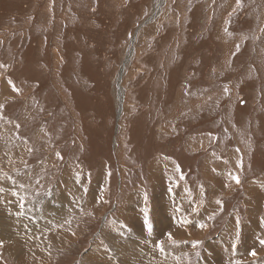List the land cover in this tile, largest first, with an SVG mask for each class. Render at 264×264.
<instances>
[{
	"label": "rangeland",
	"instance_id": "1",
	"mask_svg": "<svg viewBox=\"0 0 264 264\" xmlns=\"http://www.w3.org/2000/svg\"><path fill=\"white\" fill-rule=\"evenodd\" d=\"M120 236L264 264V0H0V264H131Z\"/></svg>",
	"mask_w": 264,
	"mask_h": 264
},
{
	"label": "bare ground",
	"instance_id": "2",
	"mask_svg": "<svg viewBox=\"0 0 264 264\" xmlns=\"http://www.w3.org/2000/svg\"><path fill=\"white\" fill-rule=\"evenodd\" d=\"M88 199V198H87ZM57 201V200H56ZM48 205H51V202L48 204ZM57 206V205H56ZM56 206H52L51 207V211L50 212H52V213H54V212H59L58 211V208L56 207ZM28 209V208H27ZM33 209V208H32ZM43 212V211H42ZM41 212V213H42ZM49 212V213H50ZM31 214H32V212H30ZM38 213H40V211L38 212ZM45 214H46V212H44ZM43 213V215H45ZM51 214V213H50ZM56 214V213H55ZM163 214V213H162ZM35 215H36V213H35ZM47 216H49L48 215V213H47ZM34 217V216H33ZM36 217H38V216H36ZM36 217H34V218H32V219H29V217L28 216H23L22 217V219H21V227H23L24 229L22 230V231H31V230H28V229H30L31 227H35V230L37 229V230H41V228H42V225L40 224V220H39V218H36ZM44 217V216H43ZM50 217V216H49ZM116 217V216H115ZM31 218V217H30ZM4 221V220H3ZM48 221V220H47ZM20 222V221H19ZM58 222V221H57ZM7 223V222H6ZM43 223V222H42ZM2 224V223H1ZM3 225V224H2ZM9 225V224H8ZM19 226V227H20ZM30 226V228H28ZM114 227V226H113ZM14 228H16V227H14V226H8L7 227V229L10 231V235L9 236H7L5 239L6 240H11V239H13L14 238V236H12V234L13 235H17L18 234V232L20 231V228H17V230H15ZM28 228V229H27ZM34 230V231H35ZM43 230V229H42ZM2 231H4V230H2ZM21 231V232H22ZM132 231V230H131ZM37 232V231H36ZM109 232H110V230H109ZM115 232V231H114ZM38 233V232H37ZM42 233V232H41ZM113 233V232H112ZM116 233V232H115ZM131 234L132 235H134V233H132L131 232ZM107 235H109V236H111V234H108L107 233ZM115 235V234H114ZM116 236V235H115ZM126 236H127V234H126ZM137 236H139L138 234H137ZM124 237L123 239H122V237L121 238H116L114 241H113V245H115V246H117V248H115V251H116V253H119V252H121V253H126V254H128V255H126V257L128 258V256L130 255L131 256V258H129V259H131L132 260V262H130L131 264H133L134 262L133 261H140V264H153L152 262H150L149 261V263L148 262H145V258H146V260L147 259H149L150 257H148L147 256V251L150 249V246H147V243H144V240H141V238L140 237ZM108 237V236H107ZM119 237V236H118ZM111 238H113V236L111 237ZM115 238V237H114ZM145 238V237H144ZM109 240H110V238H109ZM112 240V239H111ZM111 240H110V242H111ZM52 241V240H51ZM14 242V241H13ZM143 245V246H142ZM158 248V247H157ZM156 250V249H155ZM13 251V250H12ZM150 251V250H149ZM102 252V251H101ZM108 252V251H107ZM109 253V252H108ZM103 255V254H102ZM149 256H150V254H149ZM111 257H113V260H114V262L116 261V257H114L113 255L111 256ZM111 257L109 258V260H111ZM153 258V257H152ZM152 258H150V259H152ZM143 259H144V261H143ZM149 259V260H150ZM130 260V261H131ZM137 262H136V264H137ZM126 263H128V262H126ZM100 264V263H99ZM158 264V263H157Z\"/></svg>",
	"mask_w": 264,
	"mask_h": 264
},
{
	"label": "snow or ice",
	"instance_id": "3",
	"mask_svg": "<svg viewBox=\"0 0 264 264\" xmlns=\"http://www.w3.org/2000/svg\"><path fill=\"white\" fill-rule=\"evenodd\" d=\"M234 179H236V182L239 183V179H238V178H235V177H234ZM218 203H219V201H218ZM145 223L147 224V220L145 221ZM201 227H204V225H201ZM148 228H149V231H151V225H150V224H148ZM168 237H169L170 240L172 239L170 233L168 234ZM161 250L163 251L162 248H161ZM253 255H255V253H253Z\"/></svg>",
	"mask_w": 264,
	"mask_h": 264
},
{
	"label": "crops",
	"instance_id": "4",
	"mask_svg": "<svg viewBox=\"0 0 264 264\" xmlns=\"http://www.w3.org/2000/svg\"><path fill=\"white\" fill-rule=\"evenodd\" d=\"M188 193H189V192L186 193V197H187V199L190 200V199H191V194L189 193V195H188ZM189 200H187V203L189 202Z\"/></svg>",
	"mask_w": 264,
	"mask_h": 264
}]
</instances>
